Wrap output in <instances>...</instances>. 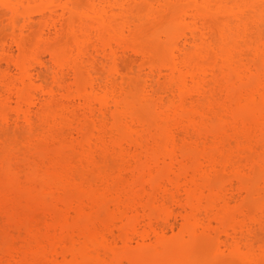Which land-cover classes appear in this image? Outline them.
<instances>
[{
	"label": "bare ground",
	"instance_id": "obj_1",
	"mask_svg": "<svg viewBox=\"0 0 264 264\" xmlns=\"http://www.w3.org/2000/svg\"><path fill=\"white\" fill-rule=\"evenodd\" d=\"M0 32V264H264V0H0Z\"/></svg>",
	"mask_w": 264,
	"mask_h": 264
},
{
	"label": "snow or ice",
	"instance_id": "obj_2",
	"mask_svg": "<svg viewBox=\"0 0 264 264\" xmlns=\"http://www.w3.org/2000/svg\"><path fill=\"white\" fill-rule=\"evenodd\" d=\"M5 8H9V7H11V6H9V5H3Z\"/></svg>",
	"mask_w": 264,
	"mask_h": 264
},
{
	"label": "rangeland",
	"instance_id": "obj_3",
	"mask_svg": "<svg viewBox=\"0 0 264 264\" xmlns=\"http://www.w3.org/2000/svg\"><path fill=\"white\" fill-rule=\"evenodd\" d=\"M1 36H2V33L0 32V38H1Z\"/></svg>",
	"mask_w": 264,
	"mask_h": 264
}]
</instances>
